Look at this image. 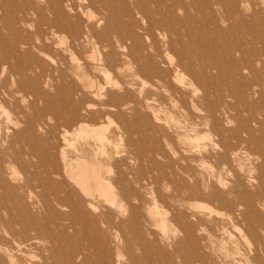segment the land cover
I'll return each instance as SVG.
<instances>
[{
	"label": "rangeland",
	"instance_id": "374dc122",
	"mask_svg": "<svg viewBox=\"0 0 264 264\" xmlns=\"http://www.w3.org/2000/svg\"><path fill=\"white\" fill-rule=\"evenodd\" d=\"M45 1L37 0V4ZM109 1L107 5L97 2L88 16L93 22L104 17L99 29L118 28L124 34L130 27L127 3L138 0ZM139 2L153 4V0ZM189 2L201 6L198 14H191ZM186 3L185 8L174 5V14H169L178 17L177 32L170 28L173 21L163 35L154 33L160 43L161 68L167 72L164 79L172 85L167 90L157 77L136 74L128 58L121 68L97 69L108 48L87 46L73 58L61 52L69 40L62 43L59 38L52 50L22 48V55L8 65L15 73L0 72V264H239L233 261L232 240L223 244L221 236H207L213 230L211 219L216 218L209 213L226 210L215 187L225 191L222 188L235 184L237 177L250 192L264 189V164L259 170L263 158L256 154L258 143H249L240 158L226 159L192 100L205 95L211 101L220 94L219 88L252 93L264 86V74L259 76L264 62L251 56L247 58L252 60L251 68L244 69L250 88L238 87L239 80L227 72L214 77L217 88L196 77L198 51L203 53L201 60L212 54L228 68L231 61L225 51L230 48H262L264 0ZM239 3L247 9L231 18L228 8ZM11 16L3 21L5 36L12 27ZM222 16L226 19L221 20ZM240 18L244 21L237 25ZM18 26L15 33L19 36L33 30L28 23ZM5 41L10 44V39ZM181 59L186 69L176 70ZM76 61L83 64L81 79L72 71ZM150 90L158 120L145 107L144 95ZM130 99L140 100L141 109L132 111ZM119 101L128 103L121 114L115 107ZM233 113L220 112L221 121L227 119V140H235L230 131L245 121H232L229 115ZM241 113V118H251L244 109ZM196 122L200 125L197 131L191 126ZM94 128L100 137L91 132ZM102 150L106 164L102 175L116 193L113 202L99 196L86 198L70 178V167L75 168L77 160L92 163ZM255 177L263 181L261 186L252 181ZM90 201L95 208H89ZM190 223L196 230L194 237L186 230ZM232 232L242 252H248L243 233Z\"/></svg>",
	"mask_w": 264,
	"mask_h": 264
},
{
	"label": "bare ground",
	"instance_id": "6f19581e",
	"mask_svg": "<svg viewBox=\"0 0 264 264\" xmlns=\"http://www.w3.org/2000/svg\"><path fill=\"white\" fill-rule=\"evenodd\" d=\"M161 1L162 0H153L151 6H146V4L139 2V0L132 2L131 5L127 3L126 8L129 13L130 27L127 32L123 34L119 32L120 29L118 28L114 29V31L110 30L108 32L103 28L99 29L98 26L101 25L102 18L104 17H101V20L98 19L96 22H93L88 16L90 15L89 9L95 6L97 2H102L104 5H107L110 2L109 0H47L40 5L37 4V0H0V40H2V43H0V72L4 73L5 69H8L10 73H15L14 67L8 65L13 58L22 55V48H37L38 50L42 49L44 51L52 50L51 47L54 46L56 38H59L62 43L69 40L67 46L64 49H61V52L64 53L67 51L71 56H73L74 53H84V49L87 48V46H91L94 49L108 48L107 52L103 54L104 56L102 59L97 62L99 66L96 65V68L99 70H103L110 65L117 69L121 68L127 63L124 58H128L130 60L129 64L132 69H135L136 74L143 72L148 77L151 75L155 76L159 80H162V87H165L166 90L172 88L170 82L164 79L167 72L165 69L163 70L161 68V61H159L158 56L160 54L158 52L160 43L154 33L159 31L160 35H163L166 27H168L169 23L173 21L175 22L173 23V28H170L174 32H177L178 29L176 24H179V22H176V20L178 17H175L174 19V17H170L169 14H174V5L177 7L183 6L185 8L187 7L185 6L187 3L186 0H172L170 3ZM189 4V6L193 8V11H191L192 15H196L200 12V5L196 7L190 2ZM249 6L250 5H248V7ZM228 9L232 13V18L234 15L240 17L247 7L242 3H239L231 9ZM166 15L169 16L170 20L167 19ZM7 16H11L12 18V27L10 32L8 31V35L5 36L2 33V25ZM85 17H87L86 20H84ZM188 18L189 17H186V19ZM225 19V16L221 17V20ZM237 21V25H239L244 19L240 18ZM25 23H28L33 27L32 32L25 35H17L15 32L20 28L18 24ZM142 36L146 38L147 42L144 41ZM149 38H152V41H150ZM5 39H10V44L9 41H5ZM253 42H255V40H253ZM168 44L172 45L173 40L170 39ZM263 46L264 44L261 46V49H255L253 47L252 50L247 51L243 46L236 45L228 51H225L231 61L228 65L229 70L226 67L227 65L225 62L218 63L214 60L215 57L212 54L207 60H201L203 58V53L198 51L199 62L197 68L199 71L196 73V77L199 81L208 83L207 85L209 87L212 85L217 88L218 85L214 83V77L220 73L227 72L231 79L239 80L240 83L238 87L247 85V88H250V86H248L249 82L245 76L244 69L251 68L250 64H252V60H249L248 62L247 58L250 56L252 58L258 57L256 59L264 62ZM6 47L10 49L6 50ZM118 49H120L122 53H119ZM213 51H215V49ZM73 58H75V56H73ZM110 58H112L111 61ZM93 59H95V57ZM142 61H144V63H141ZM183 63L182 59L179 60L174 68H176V70H179L180 68L186 69V66ZM74 64L76 68L72 69V71L74 75L81 79L80 72L83 70V64L77 61ZM146 70H151V72H147ZM261 74H264V66L261 69L259 68V76H261ZM177 75L178 71L175 73V81L178 80ZM85 76L83 75V77ZM79 78L78 80H80ZM174 90L176 91L175 88ZM218 90L220 91V94L213 100L210 101L208 96L202 95L193 99L192 104L195 107L197 106L196 108L199 111V116L203 117L206 123L209 124L215 139L214 144L223 148L222 155H224L226 159L231 160V157L240 158L243 147L249 148V143H258L256 154L263 158V163L259 165L260 170L264 164V86H261L260 89H257V91L252 93L245 90L235 93L232 88H228L226 91L221 90V88ZM152 93L153 92L150 90L144 95L145 100L148 101L146 102L145 107L149 110V115H153L155 119L158 120L155 115L156 109L150 101V95ZM159 98L162 101L166 100L163 95H159ZM130 100H132L130 103H133L132 111L135 112L141 109L142 105L140 100ZM199 101L200 106L197 105ZM127 104V102L119 101V103L115 105L117 113L121 114L122 111L127 108ZM243 109L249 114V116H251V118L248 116L247 119L244 117L241 118V111ZM221 111H234L235 114L233 113V115H229V118L232 121L239 122L241 119L245 120L230 131V135L235 140H227L225 137L228 129H225L224 121L227 119H222L221 121ZM109 120L111 121V119ZM191 126L192 129L197 131L200 125L196 122ZM98 131L97 128H94L91 132H94V135L96 134L99 136L101 134H99L100 132ZM103 137L105 136L103 135ZM103 137L100 139L101 142L105 140ZM103 150L100 157L96 156L92 163L77 160V166L75 168L73 166L70 167V178L77 186L79 192L84 194L86 198L91 200L96 196H99L110 199V201L113 202L116 193L112 190L113 187L109 180L103 178L102 175L106 165L102 160L105 154ZM65 153L64 155H66ZM66 158L67 157L65 156L64 159ZM64 165H67V163H64ZM252 181H257L260 186L263 182L256 177L255 180ZM255 184L256 183H254V185ZM239 185L242 187L240 188ZM222 189L225 191L219 190L215 187L216 191L214 193L217 195L220 203L226 207V210L221 212L211 208L213 210H210L209 217L215 215L216 218L211 219L213 230L209 229L207 236L211 237V235H219L221 236L223 244L228 242V239L229 241L232 240L235 244L234 251L236 254L233 261H238L239 264H264V210L261 208L262 206L264 207V189L261 190L262 192L260 191V193L250 192L238 177L236 178L235 184H230ZM246 194L249 196L246 197ZM88 205L90 209L95 208L92 201H90ZM122 213L123 211L121 214ZM252 218H254V220H252ZM201 220L203 221V219ZM203 223L205 224L204 221ZM202 229L205 230V228ZM233 229H238L243 233L241 236H243L245 240H248V252L243 253L240 244L238 242L235 243L232 232ZM186 230H189L192 237H194L196 230L193 229L191 223L187 226ZM202 237L206 239L204 235H202ZM250 239L252 240L250 241ZM253 244L254 247H251ZM71 256L75 257L77 255L72 254ZM230 262L231 261H227L226 264H231ZM131 263L149 264L148 262L142 261H133Z\"/></svg>",
	"mask_w": 264,
	"mask_h": 264
}]
</instances>
